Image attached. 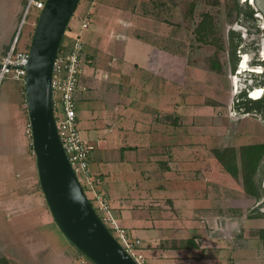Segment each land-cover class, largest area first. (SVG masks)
Masks as SVG:
<instances>
[{"label": "rangeland", "instance_id": "1", "mask_svg": "<svg viewBox=\"0 0 264 264\" xmlns=\"http://www.w3.org/2000/svg\"><path fill=\"white\" fill-rule=\"evenodd\" d=\"M154 2V11L149 8L148 13L155 18H151V22L147 24L142 34L144 39L156 42L158 31L163 37L162 44L168 45L171 41L173 48L181 54L178 83L176 86L174 84L176 91L172 94V102L175 101L177 104L178 117L175 119V114L170 115L173 112L169 107L170 98L161 92L164 84L159 85L160 80L155 79L152 73L147 71L140 90L136 93L138 99L131 102V109L136 110L140 106H145L146 112L133 113L132 121L138 122L137 117L143 121L145 117V121L148 120L151 127H147L144 129L145 133L140 134H133L138 129H131L130 132L133 133L121 138L125 143L140 145L135 148V152L128 151L127 156H137L141 170L147 172L145 189L156 185L162 187V189L158 188L159 192L156 191L160 194L154 193L156 197L150 198L147 204L143 202L140 210L150 215L152 220L154 217L157 220L162 218L161 214L166 212L171 218L180 217L185 221L184 214L178 213L179 207L173 208L175 200L168 196L172 188L178 189L175 192L184 194V186L181 182L170 184L172 181L169 178L170 173L162 175L168 168L166 166L168 160L165 161L169 158L168 148L172 144H177L191 145L192 149L187 154L184 150L178 151L181 160L178 158L173 164V171L177 173L174 176L188 180L186 176L200 170L196 164L201 163L202 158L205 160L209 158L206 160L205 168L207 171L210 170L209 174L216 175L215 151L264 142V121L259 115L234 119L236 115L231 110L235 93L232 79L234 75L230 70L226 52L229 30L238 25V12L234 1L155 0ZM28 3L29 0H0V63L11 49L17 34V48H30L41 9L32 6L26 12ZM86 3L87 0L80 1L70 20L71 25L76 23L74 20L78 15L86 13L88 10L85 7ZM207 13L213 17L215 32L208 37V41H203L197 35L196 28ZM80 26L81 22L78 28ZM183 62L188 68L187 75L182 69ZM23 84L22 81L12 78L11 74L3 79L0 78V200L6 202L0 205V260H5L6 264H94L64 236L56 222L47 225L54 218L51 211L49 213L45 209L48 204L45 203L46 199L40 186ZM125 89L129 90V87ZM152 112L157 114L156 117H149ZM189 157L190 160H187ZM160 160L166 165H160ZM194 162H196L195 167H192L191 163ZM158 169H161L162 173L154 171ZM219 169L220 172L223 170L222 167ZM222 173L224 181L220 189L224 187L226 196L220 200L221 213L215 220L216 222L220 220L224 224L227 221L237 223L232 230L224 232L225 234L222 235L224 240L234 242L245 236L247 240L260 239L259 229L264 228V196L260 200L250 196L245 192L244 185L239 179L234 178L226 170ZM263 176L264 174L261 175L260 172L257 175L262 188H264ZM211 185L217 186L213 178L207 185H199L198 189H205ZM96 187L99 192H104L98 187V183ZM87 195L96 206L93 193L89 189ZM150 195L153 196V191ZM20 198H23L21 201H24V205L18 204L17 210L9 213L7 209L11 207L10 200L12 199L15 204ZM209 200L213 202L212 197H209ZM43 209L46 212L44 216ZM164 225L168 228L163 227ZM164 225L161 224V227L168 230L170 226L168 222ZM120 226L129 232L130 239L138 243L139 250L143 253L141 237L134 235L125 225L120 224ZM111 231L115 232L112 228ZM170 232H159L167 233L165 242L158 245L167 255L170 246L165 247L180 241L179 236ZM211 233L209 231L207 235ZM207 235L205 233V237ZM59 236L67 243H64ZM202 248L205 250L203 252L205 255L207 252L205 246L191 250L187 255L193 256V252L200 255ZM162 252L158 250L156 254ZM153 254L149 258L158 257Z\"/></svg>", "mask_w": 264, "mask_h": 264}, {"label": "crops", "instance_id": "2", "mask_svg": "<svg viewBox=\"0 0 264 264\" xmlns=\"http://www.w3.org/2000/svg\"><path fill=\"white\" fill-rule=\"evenodd\" d=\"M154 1L87 0L86 13L78 15L74 20L76 23L70 24L72 29L77 31L81 27L78 28L80 22L82 24L86 17L89 19V26L81 30L84 52L80 83L84 89L76 94V110L83 138L95 146L90 156L92 175L97 180L98 187L107 194L112 213L118 222L125 225L134 235L141 237L144 247L141 250L143 254H146L147 263L264 264V244L261 239L247 240L245 236L234 242H227L222 236L224 232L236 227L237 223L227 221L224 224L220 220L219 222L215 220L221 213L220 200L226 196L224 187L220 189L224 181V176L221 175L225 170L220 172L221 166L216 160H214L216 175L209 174L210 170L207 171L205 168L206 160L209 158L206 160L202 158V162L196 164L200 170L186 176L188 180L174 176L177 173L173 171V164L178 158L181 160L178 151L184 150L187 154L188 151H192L191 145L172 144L168 148L169 158L165 159V161L168 160L167 165L164 162L161 163L162 160L159 161L160 165L165 164L168 167L167 170L163 173L161 169L154 170L161 172L162 175L170 173L169 178L172 180L170 184L178 182L183 184L184 194L175 192L178 189L172 188L170 195H167L175 200L173 208L179 207L178 213L184 214L185 221L180 217L171 218L166 212L161 214L162 218L157 220L154 217L152 220L150 215L140 210L143 202L147 204L150 198L156 197L154 193L160 194L158 188L162 189V187L156 185L146 187L149 190L145 189L147 172L144 173V169L141 170L137 156H127L129 152H135V148L140 145L125 143L121 137L133 133V131L130 132L131 129H138L139 131L133 134H140L145 133L144 129L147 127H151V123L148 120L145 121V117L143 121H140L139 117H137L138 122L132 121L133 113L144 114L146 112L145 106H140L136 110L131 109V102L138 99L136 93L140 90L147 71L152 73L155 79L160 80L159 85L164 84L161 92L170 98L169 107L173 111L169 110L170 115L175 114V119L178 117L176 115L177 104L175 101L172 102V94L176 91L174 84L176 86L178 83L181 54L173 48L171 41L168 45H163V37L158 31L156 42L144 39L142 34L147 24L151 22V18H155L154 15L151 17L148 13L149 8L153 9H151L152 12L154 11ZM152 12L150 11L151 14ZM72 41V38L66 35L64 45L69 47ZM184 63L182 69L187 75L188 68ZM126 87H129V90H126ZM156 115L152 112L149 117H156ZM244 116L246 115L232 116V118L240 119ZM129 119H131L130 122ZM187 160H190V157ZM195 163H191L192 167H195ZM212 178L217 186L211 185L205 189H198L199 185H207ZM152 191L153 196L150 195ZM209 197L213 198L212 203ZM22 199L20 198V201H16L15 204L11 199L9 202L11 207L6 208L7 211L12 213L17 210L18 204L24 205ZM4 203L6 202L0 200V205ZM45 209L50 213L48 206ZM43 212H45L44 209ZM166 222L170 225L168 230L161 227V224L164 225ZM53 223L55 220L47 225ZM163 231H171L170 234L180 237V241L164 246L165 248L170 246L169 255L162 252V247H158L159 244L165 242L167 237V233H159ZM205 231L212 233L207 235ZM59 237L67 243L61 236ZM203 246L207 247L205 255H203L205 251L203 248L200 255L193 251V256L187 255L191 250ZM158 250L162 254H156ZM152 253L158 257L149 258Z\"/></svg>", "mask_w": 264, "mask_h": 264}, {"label": "water", "instance_id": "3", "mask_svg": "<svg viewBox=\"0 0 264 264\" xmlns=\"http://www.w3.org/2000/svg\"><path fill=\"white\" fill-rule=\"evenodd\" d=\"M80 1L45 0L29 48L24 85L40 186L61 232L91 262L139 264L99 216L72 167L57 129L53 67ZM253 3L264 17V0Z\"/></svg>", "mask_w": 264, "mask_h": 264}, {"label": "built area", "instance_id": "4", "mask_svg": "<svg viewBox=\"0 0 264 264\" xmlns=\"http://www.w3.org/2000/svg\"><path fill=\"white\" fill-rule=\"evenodd\" d=\"M45 0H29L27 10L30 7L42 9ZM89 26V19L86 17L81 28L73 30L71 25L66 30V35L72 38V45L59 49L54 62L52 75V93L54 102V114L57 123V129L75 173L85 188L93 193L96 202L95 209L101 219L111 230L112 233L132 255L139 264H147L144 254L139 250L138 243L130 239L129 232L120 226L118 220L111 210L109 198L104 192H99L96 187V179L93 177L89 158L95 149L93 144L87 142L81 133L78 123L76 110V94L84 89L80 83L82 73L84 42L81 30ZM18 34L14 39L13 45L6 56L2 59V68L0 69V78L11 74L12 78L24 83L26 66L29 61V49L17 48ZM29 130L31 127L29 124ZM87 188V189H86ZM100 211V212H99Z\"/></svg>", "mask_w": 264, "mask_h": 264}, {"label": "trees", "instance_id": "5", "mask_svg": "<svg viewBox=\"0 0 264 264\" xmlns=\"http://www.w3.org/2000/svg\"><path fill=\"white\" fill-rule=\"evenodd\" d=\"M233 1L238 12V20H240L239 16L242 12L245 15L246 19L255 18V11L253 10V8L245 9V5H251L247 0L246 4H242L241 0ZM214 32L215 23L213 17L207 13L199 22L196 28V33L199 36L200 40L208 41V37ZM65 36L66 35H64L60 46L61 50L64 47ZM242 39L243 38L239 31H236L234 29L229 30L226 53L229 52V60L232 73H234L236 70V61L238 59L237 48L242 42ZM220 47L222 46L220 45ZM262 64H264V60L262 61ZM257 79H259L258 84L261 85L264 91V73L258 76ZM23 90L25 91L24 84ZM231 110L236 116L244 114H259L264 121V92L259 99H252L246 92L237 93L234 97V100L232 101ZM215 155L216 162L223 168V170L230 172L234 178L241 181L247 194L255 197L258 200H260L264 196V188L261 187V181L257 179V175L259 172L261 173V175L264 174V142L244 144L242 146H239V148L230 147L222 150H216ZM259 231V237L264 244V228H260ZM192 242L193 241L191 240V243ZM6 263L7 262L5 260H0V264Z\"/></svg>", "mask_w": 264, "mask_h": 264}, {"label": "flooded vegetation", "instance_id": "6", "mask_svg": "<svg viewBox=\"0 0 264 264\" xmlns=\"http://www.w3.org/2000/svg\"><path fill=\"white\" fill-rule=\"evenodd\" d=\"M251 5H245V9L253 8L255 11L254 19H246L245 15L240 13L238 25L231 28L239 31L242 36V42L237 48L238 59L236 61V70L232 73L234 76V97L237 93L246 92L252 99H259L263 95V88L258 84V76L264 73V42L263 28L264 17L254 6L253 0H247ZM246 0H241L242 4H246ZM228 55V63L230 65V56ZM231 70V67H230ZM232 100V101H233ZM246 116L259 114H244ZM241 116V115H238ZM261 117V115H259ZM262 118V117H261Z\"/></svg>", "mask_w": 264, "mask_h": 264}, {"label": "clouds", "instance_id": "7", "mask_svg": "<svg viewBox=\"0 0 264 264\" xmlns=\"http://www.w3.org/2000/svg\"><path fill=\"white\" fill-rule=\"evenodd\" d=\"M66 33V32H65ZM238 116V115H237Z\"/></svg>", "mask_w": 264, "mask_h": 264}]
</instances>
